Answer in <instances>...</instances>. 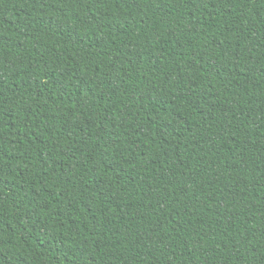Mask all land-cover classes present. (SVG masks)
Segmentation results:
<instances>
[{
	"label": "trees",
	"instance_id": "trees-1",
	"mask_svg": "<svg viewBox=\"0 0 264 264\" xmlns=\"http://www.w3.org/2000/svg\"><path fill=\"white\" fill-rule=\"evenodd\" d=\"M0 264H264V0H0Z\"/></svg>",
	"mask_w": 264,
	"mask_h": 264
}]
</instances>
